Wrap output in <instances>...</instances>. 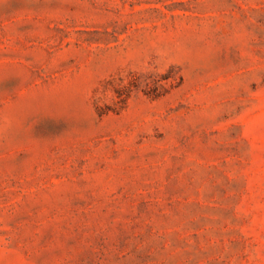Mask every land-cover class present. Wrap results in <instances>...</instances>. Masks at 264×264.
Masks as SVG:
<instances>
[{
	"label": "rangeland",
	"instance_id": "rangeland-1",
	"mask_svg": "<svg viewBox=\"0 0 264 264\" xmlns=\"http://www.w3.org/2000/svg\"><path fill=\"white\" fill-rule=\"evenodd\" d=\"M0 264H264V0H0Z\"/></svg>",
	"mask_w": 264,
	"mask_h": 264
}]
</instances>
